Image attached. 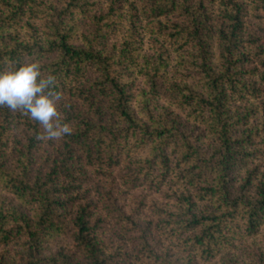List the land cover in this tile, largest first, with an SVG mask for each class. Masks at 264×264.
<instances>
[{"label": "trees", "instance_id": "trees-1", "mask_svg": "<svg viewBox=\"0 0 264 264\" xmlns=\"http://www.w3.org/2000/svg\"><path fill=\"white\" fill-rule=\"evenodd\" d=\"M29 61L72 132L40 160L0 107V264H264V0H0V71ZM82 162L163 202L109 230Z\"/></svg>", "mask_w": 264, "mask_h": 264}, {"label": "clouds", "instance_id": "clouds-1", "mask_svg": "<svg viewBox=\"0 0 264 264\" xmlns=\"http://www.w3.org/2000/svg\"><path fill=\"white\" fill-rule=\"evenodd\" d=\"M40 68L38 62L29 61L0 71V107L38 122L45 139L58 140L70 135L72 128L61 121L57 109L62 96L54 91L55 76L42 78Z\"/></svg>", "mask_w": 264, "mask_h": 264}, {"label": "rangeland", "instance_id": "rangeland-1", "mask_svg": "<svg viewBox=\"0 0 264 264\" xmlns=\"http://www.w3.org/2000/svg\"><path fill=\"white\" fill-rule=\"evenodd\" d=\"M14 131L17 134L22 135L23 141L25 142L24 134L26 132L21 130V126L16 127ZM62 141L63 138L58 140H50L49 143L44 144L45 151L43 154H40L39 159L41 160L47 155L51 156V154L54 153L57 148L61 147ZM82 165L81 163L76 165V167H80L81 172L74 173L78 180L72 181V185L77 187V190H75L76 192H80L85 196V198L82 200L83 202L90 200L93 202V204H95V208L92 210L94 215L96 217L101 216L102 218L106 219V227H108L109 230L112 229L115 231H120L119 225L116 222V217L114 216L117 210L122 209L126 211V215H129L130 209L142 201L143 203H146V207H143L145 209L141 214V217L146 218L150 216L151 218L152 214L148 210L149 206H152L154 202L157 205L163 202V199L159 193L143 189V187L140 185L134 189H129L126 191L124 190L123 186L119 185V183L116 186L122 171V165L111 171L110 176L109 171L105 170L104 168L100 169L97 165L88 167V165L83 162ZM114 198L115 204L117 206L109 207V203ZM74 210H76V207L73 208V211ZM108 210H113L112 212L114 214H108ZM106 214H108V216H106Z\"/></svg>", "mask_w": 264, "mask_h": 264}]
</instances>
